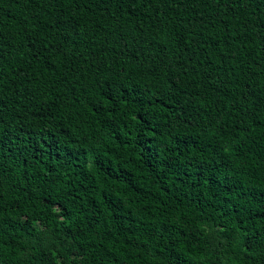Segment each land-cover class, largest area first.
<instances>
[{
  "label": "trees",
  "instance_id": "trees-1",
  "mask_svg": "<svg viewBox=\"0 0 264 264\" xmlns=\"http://www.w3.org/2000/svg\"><path fill=\"white\" fill-rule=\"evenodd\" d=\"M0 264H264V0H0Z\"/></svg>",
  "mask_w": 264,
  "mask_h": 264
}]
</instances>
